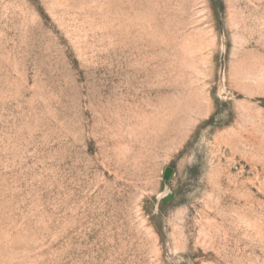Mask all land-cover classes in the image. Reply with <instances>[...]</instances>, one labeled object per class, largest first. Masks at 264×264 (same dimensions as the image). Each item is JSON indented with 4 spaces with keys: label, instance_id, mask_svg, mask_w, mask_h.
Listing matches in <instances>:
<instances>
[{
    "label": "rangeland",
    "instance_id": "374dc122",
    "mask_svg": "<svg viewBox=\"0 0 264 264\" xmlns=\"http://www.w3.org/2000/svg\"><path fill=\"white\" fill-rule=\"evenodd\" d=\"M0 264H264V0H0Z\"/></svg>",
    "mask_w": 264,
    "mask_h": 264
}]
</instances>
